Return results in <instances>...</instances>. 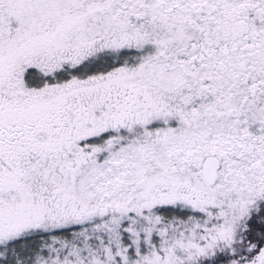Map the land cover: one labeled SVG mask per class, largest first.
<instances>
[{
  "label": "snow or ice",
  "instance_id": "6c2138e0",
  "mask_svg": "<svg viewBox=\"0 0 264 264\" xmlns=\"http://www.w3.org/2000/svg\"><path fill=\"white\" fill-rule=\"evenodd\" d=\"M0 264H264V0H0Z\"/></svg>",
  "mask_w": 264,
  "mask_h": 264
}]
</instances>
